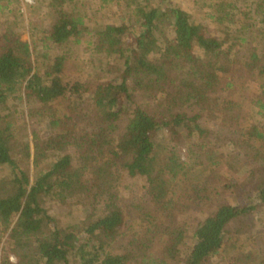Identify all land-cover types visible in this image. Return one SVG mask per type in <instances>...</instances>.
<instances>
[{"label": "trees", "instance_id": "trees-1", "mask_svg": "<svg viewBox=\"0 0 264 264\" xmlns=\"http://www.w3.org/2000/svg\"><path fill=\"white\" fill-rule=\"evenodd\" d=\"M19 1L0 0V18ZM48 1L56 21L44 42L70 48L88 35L95 53L122 63L103 80H68L62 70L33 66L31 43L13 23L0 26V264H11L1 256L8 230L10 251L24 264H200L222 257L254 225V214H264V179L252 180L264 173V126L240 97L226 94L237 85L225 81L234 73L255 78L260 93L250 103L264 116V0H249L246 12L237 0H199L231 44L171 0H122L136 20L103 27L70 12L80 0ZM174 58L189 66L186 74L173 75ZM33 95L41 103L62 100L68 113L38 110L32 169L23 159L29 123L11 100ZM217 125L235 135L233 156L223 154L224 142L210 140ZM241 181L256 192L217 200ZM130 182L152 207L128 222L122 198ZM80 195L87 197L76 208L89 223L73 218L67 226L58 210ZM182 201L213 207L194 218L190 240L189 226L175 218ZM126 232V249L112 248V238ZM163 238V250H153ZM253 251L246 260L264 264V248ZM235 258L244 264L245 257Z\"/></svg>", "mask_w": 264, "mask_h": 264}, {"label": "rangeland", "instance_id": "rangeland-1", "mask_svg": "<svg viewBox=\"0 0 264 264\" xmlns=\"http://www.w3.org/2000/svg\"><path fill=\"white\" fill-rule=\"evenodd\" d=\"M126 1V0H125ZM172 3L185 12L189 13L193 22L196 21H205L208 26V30L211 34L216 35L222 39H225L229 42V33H227L223 28L219 27L212 20H209L205 9L200 5L199 0H171ZM249 0H237V3L241 6L243 11H247V3ZM160 0H155L153 3L158 4ZM12 10L9 12L6 9V14H2L0 18V26L6 27L8 24L13 23L16 32L22 37L23 40H28L33 48V66L41 67L42 72L47 70H62L68 80H83V81H96L103 80L112 76V73L117 71L116 66L121 64L122 61H108L106 58L94 52L91 47L88 46L87 40L89 36L86 35L82 38V41L78 44H72V46L67 48L66 46L61 49L57 46H52L50 42L46 43L42 40L43 32L52 31L53 25L56 21V13L50 7L48 0H20L15 4H12ZM219 4H217V7ZM70 12H79L80 14L86 15V20L92 24L99 27L114 25V24H130L136 20L134 16L133 7L128 8L126 3L122 0H80L78 4H70ZM1 11V10H0ZM165 26H169V21L164 17ZM11 22V23H10ZM236 28V26L234 27ZM231 44V42H229ZM91 49V50H90ZM237 49V48H236ZM249 51V50H248ZM241 53H247V51H241ZM248 55V54H247ZM171 66L175 68L172 72L175 77H180L187 73L189 66L183 63L182 59H172ZM111 64H115L114 66ZM232 80L235 82L237 87L233 90H228L226 94L233 95L235 97H240V100L245 102L246 108L249 111V115L252 116L251 119L258 121L261 126H264V116H259L258 110L254 108V105L250 102L256 97V94L260 93L259 84L255 78L244 77L238 78V75L234 73L231 77H228L225 81ZM242 96V97H241ZM11 102H16L19 110H25V115L21 116L29 123V132L27 134L30 138V148L27 149L26 155L24 154V161L29 162L30 166L33 167V158H34V135L36 132L41 130V126L36 123L40 116H38V110H45L48 115L56 116H65L68 109V106L62 100H54L46 102H39L37 98L31 96L28 99H25V102L14 99ZM11 105V103H9ZM20 115L21 113H16ZM23 122V120H22ZM36 124V125H35ZM220 128L219 125L216 126V131L212 135V142L222 141L224 145L222 146L223 154L227 156H233L236 152V142L235 135L231 133V130H222L217 131ZM20 129V128H19ZM44 132V131H43ZM25 133L20 134L22 140ZM233 141V142H232ZM236 141V140H235ZM185 145V144H184ZM187 143L186 146H182L183 155L187 152ZM162 145L158 146V150H162ZM264 179V173L255 176L252 180L255 182H262ZM96 180V181H95ZM95 184H98V179L94 178L92 180ZM247 182V181H246ZM244 183L241 181L242 187L234 185L231 188L223 189L222 193L217 196V200L224 198H245L247 193L256 192L257 188L252 187L249 183ZM126 187V192L123 195L122 203L124 208L129 210L131 214L129 215L130 222L132 215L135 211H147L152 206L147 202L142 201V198L133 189L132 182H130ZM222 187V186H221ZM88 191V188L86 189ZM135 190V191H134ZM177 190V189H175ZM174 190V191H175ZM179 191V190H178ZM177 191V192H178ZM176 192V194H177ZM246 193V194H245ZM251 193V194H252ZM86 195H80L78 199L72 200L69 202L66 208L58 210V215L60 220H68L69 224L76 223L75 219L81 221L82 225L89 223V219H86L85 213H80L79 209L76 208L78 201L86 198ZM184 201L180 203L176 212L175 218L179 224H184L189 226L191 233L188 234V239L192 234V229L196 225L194 218L199 217L200 214L206 210L211 211L212 206L208 204L202 205L201 208L194 206H184ZM79 216V217H78ZM257 216V217H256ZM253 217H256L254 220V225L248 229L246 235H240L239 238L235 241L228 244V252L225 253L222 257H211L206 258L200 261V264H234L236 263L235 257H245L241 260V263L244 264H255L252 259L255 258V251L258 246L259 248H264V214L255 213ZM75 218V219H73ZM79 223V222H78ZM232 228L235 229L237 224H232ZM124 232V231H123ZM131 233V232H130ZM130 233L126 232L124 235H118L114 239L112 238V244L116 245L112 248H119V250L126 249L130 239ZM12 232L8 230L4 234L3 243L1 247V256L3 259L9 258L11 264H24L19 260V258L10 251V241L14 240ZM165 240L160 239L153 246V250H163ZM252 247V248H251ZM245 252L247 254H245ZM264 253L259 255L262 256ZM131 257L130 253H128ZM249 256L252 259L246 260V257ZM262 260V259H261ZM245 261V262H244ZM256 264H259L257 262ZM261 264V263H260Z\"/></svg>", "mask_w": 264, "mask_h": 264}]
</instances>
